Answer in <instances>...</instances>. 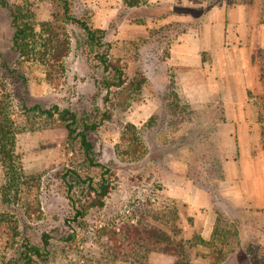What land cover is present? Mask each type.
Wrapping results in <instances>:
<instances>
[{
  "label": "rangeland",
  "instance_id": "obj_1",
  "mask_svg": "<svg viewBox=\"0 0 264 264\" xmlns=\"http://www.w3.org/2000/svg\"><path fill=\"white\" fill-rule=\"evenodd\" d=\"M18 1L0 0V82L11 94L22 163L28 171L44 172L38 192L42 209L40 217L30 218L20 206L0 201V207L16 213L22 237L42 245L43 234L50 236L47 260L40 264H83L88 255L98 256V230L125 214L129 201L139 195L175 200L186 237L198 231L209 238L218 215L233 222L239 235L220 264H264V149L254 101L263 89L259 81L252 90L243 83L246 66L240 48L221 67L212 43L200 39L206 10L218 0H148L140 7H127L122 0H74L77 15H92L93 24L106 30L104 40L125 72L147 77L141 95L125 108H113L117 100L103 86L108 72L77 24H68L72 46L60 86L45 81L41 66L19 64L11 21V7ZM49 15V3H39L38 19ZM230 29L233 34L235 28ZM250 57L260 61L261 77L264 48L246 52L247 62ZM37 104L70 107L81 117L113 108L111 119L92 135L98 161L112 172V191L103 207L91 208L84 217H75L68 194L76 198L81 181L99 180L104 169L88 167L79 146L68 143L63 127L38 123L31 129V120L21 111ZM123 122L136 124L148 147L139 160L116 153ZM3 180L0 165V185ZM68 182L73 184L70 191ZM18 247L1 242L0 264H21ZM199 250L208 252L205 247ZM173 259L153 253L150 263L172 264ZM193 262L209 264L201 255Z\"/></svg>",
  "mask_w": 264,
  "mask_h": 264
},
{
  "label": "trees",
  "instance_id": "obj_2",
  "mask_svg": "<svg viewBox=\"0 0 264 264\" xmlns=\"http://www.w3.org/2000/svg\"><path fill=\"white\" fill-rule=\"evenodd\" d=\"M220 1L212 5L219 4ZM42 2L50 5V15L46 20L38 19L39 3ZM122 2L127 7H140L149 3L148 0ZM2 3L8 4L5 1ZM11 16L14 27L12 41L18 53L17 62L41 66L44 79L49 85L58 87L64 81L65 61L72 46L68 24L73 23L83 30L86 45L108 72L103 86L117 100L113 108H125L141 95L147 77L140 72L131 76L125 72L121 59L113 56L110 43L104 40L106 30L93 24L92 15H77L74 11V0H20L12 5ZM260 79L263 92L255 96L254 101L264 149V63ZM0 88V165L4 174L0 185V201L4 205L20 206L30 218L33 215L40 217L42 208L38 192L44 172L28 171L24 167L17 151L18 123L13 117L15 112L11 94L3 82H0ZM113 108L97 110L94 115L87 117H81L70 107L62 108L58 104L49 108L39 104L24 106L21 111L27 120H31V129H36L35 124L38 123L43 126L63 127L68 143L72 148L75 144L79 146L88 167L104 169L99 180L88 178V182L81 181L84 185H81V192L76 198L68 194L76 210L75 217H84L93 207H103L106 197L112 191V172L98 161L92 135L106 120L111 119ZM147 152L148 147L136 124L121 123L116 144L117 155L122 159L136 161ZM75 175L79 177L76 172ZM68 183L70 191L73 184ZM189 221L193 222V218L190 217ZM96 235L100 239L102 251L98 256L88 255L83 264H151L150 257L153 253L173 256L172 264H195L193 257L196 255L208 258L209 264H220L234 248L232 244L236 242L239 232L233 222L218 215L209 238L198 231L186 237L181 224L180 208L175 200H160L158 197L153 200L150 195H139L129 201L125 214L100 228ZM1 242L8 248L19 246L18 261L21 264H40V261L47 260L50 236L43 234L42 245L33 243L28 237H22L16 213L0 207ZM199 247L207 248L208 252L202 253Z\"/></svg>",
  "mask_w": 264,
  "mask_h": 264
},
{
  "label": "crops",
  "instance_id": "obj_3",
  "mask_svg": "<svg viewBox=\"0 0 264 264\" xmlns=\"http://www.w3.org/2000/svg\"><path fill=\"white\" fill-rule=\"evenodd\" d=\"M206 11L208 17L198 34L200 39L212 43L216 62L223 67L226 60L234 59L240 48L242 65L246 66V72L241 74L243 83L247 81L248 89L252 90L259 81L262 88L260 61L257 57H250L251 61L247 62L245 53L251 55L255 50L264 48V0H221ZM230 28H235L233 34Z\"/></svg>",
  "mask_w": 264,
  "mask_h": 264
}]
</instances>
